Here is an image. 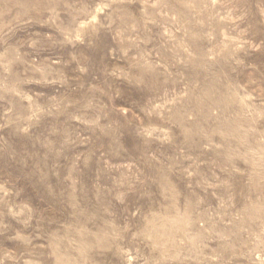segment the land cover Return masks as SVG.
I'll return each mask as SVG.
<instances>
[{"label": "rangeland", "instance_id": "obj_1", "mask_svg": "<svg viewBox=\"0 0 264 264\" xmlns=\"http://www.w3.org/2000/svg\"><path fill=\"white\" fill-rule=\"evenodd\" d=\"M0 264H264V0H0Z\"/></svg>", "mask_w": 264, "mask_h": 264}]
</instances>
